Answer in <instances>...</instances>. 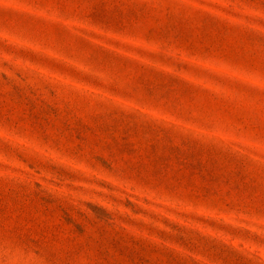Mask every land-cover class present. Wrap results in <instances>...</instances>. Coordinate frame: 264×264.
Here are the masks:
<instances>
[{
    "label": "rangeland",
    "instance_id": "374dc122",
    "mask_svg": "<svg viewBox=\"0 0 264 264\" xmlns=\"http://www.w3.org/2000/svg\"><path fill=\"white\" fill-rule=\"evenodd\" d=\"M0 264H264V0H0Z\"/></svg>",
    "mask_w": 264,
    "mask_h": 264
}]
</instances>
